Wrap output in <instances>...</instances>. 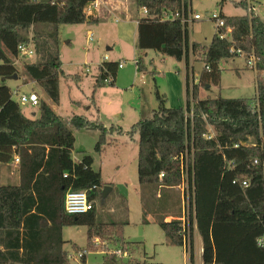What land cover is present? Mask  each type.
Instances as JSON below:
<instances>
[{"label":"trees","instance_id":"16d2710c","mask_svg":"<svg viewBox=\"0 0 264 264\" xmlns=\"http://www.w3.org/2000/svg\"><path fill=\"white\" fill-rule=\"evenodd\" d=\"M43 1L0 0V168L8 167L16 157L20 159L19 185H0V264H68L63 231L75 227L87 228L88 247L94 238L112 241L116 251L129 257L124 261L115 254L105 255L104 264H158L132 260L140 244L124 239L127 221L97 222L95 203L98 199L103 202L107 185L101 172L93 169L92 156L82 153L79 162L73 160L76 140L70 127L98 132V155L104 152L110 136L124 133L122 128H107L97 106L95 121L85 116L65 121L54 110L60 104L61 78L78 82L81 79L66 76L62 69L60 27L98 23V18L84 13L87 5L96 0ZM226 1L222 0L220 6ZM135 2L140 11L147 9L148 17L156 19L141 18L137 50L154 51L177 63L185 61L189 70L188 39L179 19L160 20L164 12L180 13L181 0ZM237 5L248 10L246 1ZM250 7L251 13L245 16L222 14L225 27L220 32L232 28L230 40H222L216 34L209 46L193 43V54L202 57L204 68L192 88L188 73L186 108L167 107L166 99L156 91L158 108L128 133L131 138L139 136V184L143 188L156 187L153 198L158 200L160 195L164 202L161 206L155 203L153 213L160 215L161 230L178 247L186 246L190 234L181 212L166 222L170 217L168 208L177 207L180 200L175 203L167 198L188 179L193 205L189 229L194 230L195 220L203 264H264V244L260 243L264 239V21ZM40 26L51 27L52 32H39ZM32 33L40 61L26 63L24 70L45 97L40 100L39 116L35 119L24 115L13 100V91L4 84L15 74L19 76L11 58L17 59L19 47L30 42ZM239 51L246 59L254 54L259 61L256 98L200 99L201 87L219 85L220 62L239 57ZM136 60L138 72L144 73L143 57ZM118 66V62L101 63L93 100L106 83L114 87ZM210 130L215 137L209 140ZM69 190L86 191L94 209L86 214L67 215L65 196ZM145 191L141 199L149 212L147 199L151 201V195ZM160 207L167 210L160 214ZM192 244L191 241V264L195 258Z\"/></svg>","mask_w":264,"mask_h":264},{"label":"rangeland","instance_id":"374dc122","mask_svg":"<svg viewBox=\"0 0 264 264\" xmlns=\"http://www.w3.org/2000/svg\"><path fill=\"white\" fill-rule=\"evenodd\" d=\"M126 1V0H125ZM246 1L248 9L251 3L254 12L264 21V0H227L221 7L222 0H193L194 14L204 13L209 15L214 12L222 13L226 17H237L249 15L250 12L237 4ZM129 9L132 10L131 17L136 20L141 11L135 5V0H128ZM237 3V4H236ZM128 16L120 9L108 13L103 11L96 24H84L78 26L60 27V57L63 63V71L66 76H80V81L71 80L68 77L60 81V104L54 107L57 115L63 120H69L73 116H86L89 120L95 121L98 117L95 106L100 110V117L107 128L112 126L122 128L123 134L110 136L108 143L101 155L95 153V146L99 139V133L90 130H76L70 127L75 137L73 152L74 160L80 161L82 153H86L95 160L94 170L102 173L103 182L107 187L114 190L109 197L102 202L99 199L95 203L97 210V222L103 224L125 223L123 237L126 242L140 244V249L133 255L132 260L158 263V264H191L190 263V242L192 241V252L194 253L193 264H203L200 256L201 243L198 234L194 230L190 232L186 240V251L169 242L158 224L160 215L153 213L156 204L162 205L163 200L155 199L156 187L143 188L138 180V151L139 136L131 138L128 133L133 125L141 119L150 118L152 111L158 108L156 91L166 99L167 107H186L185 101V80L186 68L184 63H177L175 60L163 57L154 51L139 52L136 48V25L128 22ZM135 23V22H134ZM53 28L40 26L42 33H51ZM92 32L94 38L88 40V34ZM217 34L215 23L204 20L196 23L191 32V41L203 46H209L213 37ZM33 33L30 35L32 38ZM35 42L32 41V45ZM0 49L3 50L0 45ZM109 50V51H108ZM108 56L113 62L123 63L125 68L118 71L115 88L106 83L104 89L96 93L94 100L93 90L99 66ZM142 56L145 62L146 71L136 75L135 60ZM31 62L40 61L36 53L30 59ZM19 72V79L5 80L13 93V100L17 102L25 116L32 118L33 112L39 113L38 108H32L29 104L20 102V95L31 93L44 99L43 90L32 83L26 75L24 66L29 60H14ZM137 61V60H136ZM191 62V61H190ZM195 81L199 79L204 68L201 56L192 58ZM221 70V81L218 86L212 85L201 87L200 99H255L257 95L256 80L259 75L248 68L245 57H235L223 60L219 64ZM89 70V72H87ZM191 70L189 71L190 77ZM25 78V80L23 79ZM27 78V79H26ZM199 91V92H200ZM95 105H93V102ZM214 134V132H212ZM252 143V142H251ZM18 167L14 162L8 167L0 168V185H14L17 181ZM143 189L149 195V212L142 203ZM150 189L151 191H149ZM158 190V189H157ZM126 192L128 199L125 198ZM149 192V193H148ZM172 202L179 200L177 207L168 208L170 214L166 222L175 219L177 214L183 211L187 215L191 210L192 216V190L190 186L182 184L172 190L170 196ZM157 200V201H156ZM178 203V202H177ZM157 205V206H158ZM163 213L166 208H158ZM128 210V211H127ZM168 212V211H166ZM173 216V217H172ZM188 216H186V219ZM189 232H187L189 234ZM65 241L64 251L68 254V264H104L105 256L102 252L109 248L111 252L116 251L114 242L94 238L91 247H88L86 227L66 228L63 231ZM193 239V240H191ZM98 240L100 246L96 247L94 241ZM76 246V247H75ZM87 251L84 259L80 258L81 252ZM124 261L128 256H118Z\"/></svg>","mask_w":264,"mask_h":264},{"label":"built area","instance_id":"2783aa9c","mask_svg":"<svg viewBox=\"0 0 264 264\" xmlns=\"http://www.w3.org/2000/svg\"><path fill=\"white\" fill-rule=\"evenodd\" d=\"M33 1H37V0H33ZM192 4H193V0H181V11H180V13L164 12L163 16L160 19L162 22H164V21H172L173 22V21H176L177 19H179V21L183 27V31L185 32V34H187L188 58H189V67H190L189 70H191V73L193 74V75L191 74L192 76L190 77V87L191 88L193 87L194 84L198 83V80H197V82L195 81L194 69H193V65H192V58H194L195 55L193 54V42L191 41V32L193 30L194 25L196 23L203 22L204 20L215 23V26L217 29V35L222 40H230V36L232 34V28H227L225 33L220 32V30L225 27V21L222 17L221 12L220 13L214 12V13H211L209 15H206L204 13L194 14ZM100 9H101V3L99 0H96L95 2L87 5V7L84 10V13L88 17H94V16H97L99 14ZM248 11L249 12L251 11V7H249ZM141 14H142L141 18L147 19L149 21L156 20L154 17H152V18L148 17L147 9L141 10ZM141 18L137 21V24H139ZM87 37H88L89 41H92L94 38V34L92 32H89ZM18 52H19V56L17 57L16 60H18V59L30 60L35 55V48L32 45V38H30L29 43L21 45L18 49ZM237 55L239 57H245L244 54L241 53L240 51L237 52ZM104 62H109L108 56H106L104 58ZM246 62H247L248 68L257 72V65H258L259 61L254 54L249 55L246 59ZM136 65H137V61L135 60V66ZM124 67L125 66L123 63H119L118 69H123ZM136 68H137V66H136ZM206 69L209 70V68H206ZM87 72H89V70H87ZM262 78L264 80V72L262 73ZM17 94L15 93V95H17ZM20 102L24 103V104H29L31 107H34V108H38L39 104H40L39 97L34 93H31L29 95L21 94L20 95ZM212 132L213 131L210 130V133L207 135V138L209 140L215 137V134H213ZM236 147H238V146H236ZM14 163L16 166H18L20 163V159L18 157H16L14 159ZM255 164L257 165L258 161H255ZM263 166H264V164H263ZM184 184L186 185L187 188L190 186L188 179L183 183V185ZM244 185L246 186V183H244ZM159 199H161V196L159 197ZM93 209H94V204L89 201L88 194L86 191L69 190L67 192V194L65 196V211H66L67 215L74 216V215L86 214V213L92 211ZM186 216H188L187 219H186ZM181 220H182L185 228L187 227V229H188L187 232H189L190 231L189 228H190V224H191V210H188L187 215L183 211V217L181 218ZM194 229H196L195 220H194ZM189 234H190V232H189ZM260 243L264 244V239L261 240ZM94 244L96 247L100 246V242L98 240L94 241ZM102 253L105 255L112 254V253L117 255V256L122 255V251L118 250V251L111 252V250L109 248H105V251ZM79 254H80V258L84 259L87 255V251L81 252Z\"/></svg>","mask_w":264,"mask_h":264},{"label":"crops","instance_id":"0c3cea01","mask_svg":"<svg viewBox=\"0 0 264 264\" xmlns=\"http://www.w3.org/2000/svg\"><path fill=\"white\" fill-rule=\"evenodd\" d=\"M100 1V3H101V9H100V12H99V14L97 15V16H94L95 18H98L99 19V17H100V15H101V13L103 12V11H106V12H108V13H113V12H116V9H120L121 11H122V13L123 14H125L126 16H128L129 15V17L127 18L128 19V22H133V24H135L136 25V30H137V28H138V24H137V21L141 18L140 17V15L139 16H137L138 18L136 19V20H133L132 19V17H131V14H132V10H130L129 9V2H127L128 0H99ZM249 4V6H252V8H253V10H254V7H253V5L251 4V3H248ZM135 5H136V3H135ZM256 15H258V14H256ZM142 16V15H141ZM258 17H260V16H258ZM261 19V18H260ZM262 20V19H261ZM100 21V20H99ZM135 22V23H134ZM137 33V32H136ZM136 41H137V34H136ZM109 51V50H108ZM32 60H29V61H27L26 63H28V62H31ZM109 62H113V60H111V59H109ZM31 63H34V62H31ZM182 63H184L185 64V68H186V80H185V88H184V91H185V101H186V105H187V100H188V88H187V77H188V73H189V71L190 70H187V66H186V62L185 61H183ZM125 68V67H124ZM123 68V69H124ZM123 69H119V71L120 70H123ZM189 69H190V67H189ZM138 71H137V68H136V75L139 73H137ZM190 76V75H189ZM24 80H25V78H23ZM27 79V78H26ZM116 81H117V79L115 80V84H116ZM256 82H257V80H256ZM32 83H34L33 81H32ZM9 87V86H8ZM105 87V86H104ZM104 87L103 88H101V89H99V91H103V90H105L104 89ZM111 87V86H110ZM112 88H115V85H114V87H112ZM12 90V89H11ZM98 91V92H99ZM202 94V91H200L199 92V96ZM32 108H34V107H32ZM98 108V107H97ZM186 108V107H185ZM55 110V109H54ZM99 113H100V110H99ZM100 115V114H99ZM38 116H39V114L38 113H36V112H33V114H32V118H30V119H35V118H38ZM27 118H29L28 116H26ZM86 117V116H85ZM93 121V120H92ZM73 160H74V158H73ZM75 162H79L78 160H74ZM94 164H95V160H94ZM94 164H93V169H94ZM102 174V173H101ZM19 182H20V179H19V177H18V179H17V181L14 183V185H19ZM114 190V188L112 187V191ZM128 197H129V195H128V193L126 192V195H125V198L126 199H128ZM158 197H160V195L158 196ZM167 200H171V197H169V198H167ZM167 221V220H166ZM194 231L195 232H197V230L196 229H194ZM198 234V233H197ZM198 237V240L200 241V243L202 244V242H201V238L199 237V235L197 236ZM201 247H202V245H201ZM185 250H186V246L185 247H183ZM187 251V250H186ZM200 256H201V259H202V248L200 249ZM202 261V260H201Z\"/></svg>","mask_w":264,"mask_h":264},{"label":"water","instance_id":"95a60500","mask_svg":"<svg viewBox=\"0 0 264 264\" xmlns=\"http://www.w3.org/2000/svg\"><path fill=\"white\" fill-rule=\"evenodd\" d=\"M48 0H44L43 3H47ZM31 62H28L27 64H30ZM19 79V76L17 74H15L14 76L8 78V80H15L17 81ZM112 192V188L111 187H106L103 191V201H105V199L110 195V193Z\"/></svg>","mask_w":264,"mask_h":264}]
</instances>
